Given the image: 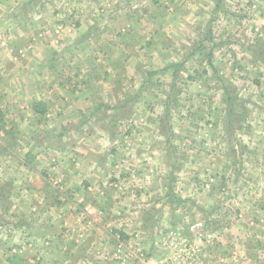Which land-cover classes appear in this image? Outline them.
Wrapping results in <instances>:
<instances>
[{"label":"crops","instance_id":"obj_1","mask_svg":"<svg viewBox=\"0 0 264 264\" xmlns=\"http://www.w3.org/2000/svg\"><path fill=\"white\" fill-rule=\"evenodd\" d=\"M209 71L205 168L178 94ZM202 167L211 233L184 217ZM118 239L264 264V0H0V264H116Z\"/></svg>","mask_w":264,"mask_h":264},{"label":"rangeland","instance_id":"obj_2","mask_svg":"<svg viewBox=\"0 0 264 264\" xmlns=\"http://www.w3.org/2000/svg\"><path fill=\"white\" fill-rule=\"evenodd\" d=\"M211 1V0H210ZM206 3V2H205ZM221 9H225V5L222 3L220 6ZM211 10V9H210ZM209 10V11H210ZM211 20V19H210ZM207 24V23H205ZM211 21L209 22V27L208 25H205V30L211 33ZM211 37V35H210ZM209 44H206V47H203L205 51L208 50L207 46L209 48L211 47V43L208 42ZM205 46V45H203ZM210 74H206L207 76L204 77L203 80L198 81V82H192L191 80L187 79L184 77L189 83L185 86V91L183 93H179L178 96H183L180 97L183 102H185L184 108L189 111L197 114V118L190 119L192 122L196 123L198 131L196 132L195 135H193V140L195 142V148L198 149V152L201 156V160L204 159V166L205 168L208 167V162L211 161V98L209 99V96L211 95V71H209ZM204 81V83H203ZM229 92L232 93V88H228ZM228 92V91H227ZM193 94V95H189ZM191 96H195L192 100ZM190 98V102L185 100L184 98ZM207 101V102H206ZM236 105L240 106L242 102H237L234 101ZM180 103V102H178ZM231 104V103H230ZM231 107H234V104L231 105ZM170 119V118H169ZM168 119V120H169ZM169 129V128H168ZM167 129V130H168ZM169 132L171 130H168ZM230 134V135H229ZM222 134H220L221 136ZM224 136V135H223ZM228 137L233 136V133L231 132V129L228 133V135H225ZM174 141V140H172ZM227 139L224 140L223 143L220 144V147L222 149H226V144ZM171 146V144H170ZM170 152L175 155V149L170 148ZM204 171V178L203 180H200L198 183L195 184V192L196 194L191 195L189 198H187V201L185 202V210L188 212L184 214V217L189 214L191 215L192 218H199V216H203L202 214L204 213L203 211L207 210V206L211 205V190L212 186L214 184V178H211L210 175H206L208 171L202 167ZM206 175V176H205ZM212 181V186L210 185L209 188H205L204 184L207 182H210L211 184ZM180 185H183L182 183ZM187 187V186H185ZM184 210V211H185ZM182 211V212H184ZM181 214V211H179ZM191 213V214H190ZM240 217V216H239ZM189 218V217H188ZM221 220H225V216L220 218ZM200 223H205V228L208 229L211 233V214L205 215L203 217H200L198 219ZM209 227V228H208ZM211 236V234H209ZM211 239V237H210ZM122 241L121 239H118L117 242ZM115 243V245L117 244ZM129 244L128 247L131 248V250H137L138 247L136 244L134 245L132 242L127 243ZM126 244V245H127ZM114 245V248H115ZM6 247H10L9 245H6Z\"/></svg>","mask_w":264,"mask_h":264},{"label":"built area","instance_id":"obj_3","mask_svg":"<svg viewBox=\"0 0 264 264\" xmlns=\"http://www.w3.org/2000/svg\"><path fill=\"white\" fill-rule=\"evenodd\" d=\"M210 182H207L204 184L205 188H209V186H212ZM129 244L126 245V243L119 241L115 245L114 250L112 251L110 255V260L115 262L116 264H141V261L143 260V255L141 254L140 250H131V248L128 247ZM176 247L174 246V249ZM180 254L182 259L185 258L186 250L183 249ZM175 255H178L175 252Z\"/></svg>","mask_w":264,"mask_h":264},{"label":"trees","instance_id":"obj_4","mask_svg":"<svg viewBox=\"0 0 264 264\" xmlns=\"http://www.w3.org/2000/svg\"><path fill=\"white\" fill-rule=\"evenodd\" d=\"M225 95L228 96V93H226V91H225ZM227 99H228V102L231 103V105L234 103V99H232L230 96L227 97Z\"/></svg>","mask_w":264,"mask_h":264}]
</instances>
